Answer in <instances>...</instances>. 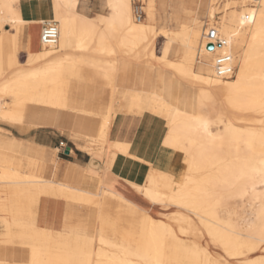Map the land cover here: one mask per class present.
Segmentation results:
<instances>
[{
	"label": "bare ground",
	"instance_id": "6f19581e",
	"mask_svg": "<svg viewBox=\"0 0 264 264\" xmlns=\"http://www.w3.org/2000/svg\"><path fill=\"white\" fill-rule=\"evenodd\" d=\"M50 1L58 43L45 45L37 36L41 49L33 51V26L43 21L23 18L22 0H0V31L9 27L4 36L26 50L24 62L16 51L14 60L0 65V78L11 68L9 95L15 100L8 104L0 97V120L18 125L33 116L38 126L53 124L58 113H65L67 65L109 76L111 103L106 118L78 116L99 121L94 136L77 134L85 140L79 148L93 157L81 187L74 186L80 177L75 168L65 169L70 182L55 181L45 173L51 165L55 177L57 161L43 163L0 149V264H264V0L254 5L250 0H205L209 21L220 24L213 27L226 42L213 50L202 45L206 29L200 32L197 18L193 26L184 24L175 32L134 22L131 0H108L113 13L98 21L75 12L79 0ZM147 10L154 20V0ZM75 24L78 47L70 53ZM100 24L104 29L98 32ZM160 35L167 40L158 57L153 44ZM149 47L151 59L175 72H169L170 81L185 78L194 89L181 107L158 92L149 96L168 126L159 167L150 170L143 184L123 186L111 170L118 153L129 155V145L110 140L113 101L118 83L127 86L128 62L142 60L141 52ZM175 48L179 61L168 59ZM219 54L231 56L234 77H215ZM41 61V67H33ZM147 64L151 72V62ZM244 122L245 127L237 124ZM139 197L149 205H140ZM50 199L86 206L100 230L93 225L87 236H79L43 228L39 205ZM119 222L124 223L120 234ZM13 249L26 252L27 262L2 260Z\"/></svg>",
	"mask_w": 264,
	"mask_h": 264
},
{
	"label": "crops",
	"instance_id": "0c3cea01",
	"mask_svg": "<svg viewBox=\"0 0 264 264\" xmlns=\"http://www.w3.org/2000/svg\"><path fill=\"white\" fill-rule=\"evenodd\" d=\"M154 1L156 4V12L154 20L151 23L156 26L158 20L165 17L162 15V12L166 8H171L172 16L176 19L179 26V29L176 31H179L184 24L192 22L194 18L200 20L198 12L201 9L203 13H206L205 0ZM181 2L184 3L182 4ZM26 4L34 5V8L26 10L23 7ZM51 6L52 3L50 0H26L25 2H21L22 16L28 21H47L53 18ZM75 12L88 20L98 21L102 18L109 19L113 10L109 8L108 0H79ZM74 28H77L76 24L71 29L70 34L72 37L71 49L72 46L75 47L74 49L78 47L79 33L77 37H73ZM103 29L104 25H100L98 32H101ZM78 31L80 32V30ZM7 41L6 36L2 35L0 37L2 49L7 45ZM97 52H100V50ZM7 62L9 61L0 62V65ZM128 63L131 70L129 72L127 86L122 85L119 80V88L123 90H118L117 92L121 91L124 93V90H130L129 92L134 95L117 96L116 92L113 101L110 140L112 142L128 144L129 155L118 153L111 173L116 179L122 182L132 181L136 184H143L151 170L150 164L154 163L157 159L166 136V133H162L163 127L161 120L154 118L153 115L165 117L155 110L149 96L152 93L158 92L165 99H169L170 103L177 104L180 107L183 106L186 97L173 94L177 89V83L175 82V78L171 81L169 80V73L160 71L161 73L158 74L159 71L155 72L153 68L151 72L146 69L143 73H137L135 68L137 64L132 62ZM66 67L68 71L65 74V78L68 81V86L65 113H58L53 124L43 126H38L37 119H33V116L30 120H25L24 123L18 125L0 121V139L2 143H0V148L4 146V148H10L12 153H22L25 158L43 163H51L54 161L52 151L61 150L60 146L73 145L78 150L73 151L71 149L68 155L65 154L69 159L63 160L66 165H60L57 175L64 177L65 182H70L71 179L64 173L65 169L75 168L76 173L80 177L74 181V186L80 187L82 185L81 177L86 172L88 165H90L91 157L88 154H82L83 151L79 146L83 145L85 140L77 134L94 136L99 121L78 116L84 115L94 118H106L111 103L113 88L110 84L111 78L101 75L94 69L71 65H67ZM154 77L162 80L163 84L161 88H154ZM98 80L103 85V92L110 90L107 97L108 102H104L103 100L106 99L98 95ZM123 109L128 114L117 115L118 113H122ZM146 111H149L153 115L144 113ZM3 152L5 154V150ZM102 167L104 168L103 162L100 163V168ZM39 206L41 213L45 214V222L43 223L45 227L42 225L43 228L51 229L54 232L70 233L72 231H80L86 226V214L89 209L85 206L68 203L61 199H50L46 202H41ZM13 255H15L16 259L21 258L23 260L21 263H25L28 260L27 253L24 251H17L16 253L15 249H13L11 252L5 253L6 257H12Z\"/></svg>",
	"mask_w": 264,
	"mask_h": 264
},
{
	"label": "rangeland",
	"instance_id": "374dc122",
	"mask_svg": "<svg viewBox=\"0 0 264 264\" xmlns=\"http://www.w3.org/2000/svg\"><path fill=\"white\" fill-rule=\"evenodd\" d=\"M26 0H22V2H25ZM149 1L150 0H131V6H132V11H133V20H134V22H136L135 21V15H134V10H135V7H137V6H139L141 9H142V11H143V21H142V23H145V24H148V23H151V20L148 18L149 17V15H148V10H147V7H148V3H149ZM157 2L159 1V0H156ZM23 6V5H22ZM221 6H222V4H218L217 5V7L219 8V10H221L220 8H221ZM26 10H31V8H34V5H30V4H26V5H24L23 6ZM162 15L163 16H165L164 18H161V19H159L158 20V22H157V24H156V28L157 29H167V30H169V31H175L176 32V30H178L179 29V26H178V24H177V22H176V19L172 16V10H171V8H166L163 12H162ZM198 15H199V17H200V24L197 26V28L200 30V32L201 33H203V30H204V28L205 29H207V28H210V27H213L214 25L215 26H217L218 27V25H219V27H220V24L218 23V22H215L214 24L213 23H211L210 21H209V18H208V15H207V13H203V10L201 9L199 12H198ZM50 21L51 20H53V18L52 19H49ZM49 20H47V21H49ZM55 21V20H54ZM100 25H103V24H100ZM100 25H98V27H97V31H98V29H99V26ZM210 25V26H209ZM41 26H42V24H40V25H35V26H33V32H34V34H33V36H34V38H35V41H34V47H33V51H39L41 48H39V38L38 37H40V34H41ZM189 26H193V21L192 22H190L189 23ZM5 29H7V30H10V28L9 27H6V28H4V29H2L1 31H0V37L2 36V35H5L6 34V32H5ZM181 30V29H180ZM78 33H79V31H78V29L77 28H74L73 29V37H77L78 36ZM38 36V37H37ZM37 39V40H36ZM166 40H167V38L166 37H164L163 35H160V36H158V38L156 39V41H155V43L153 44V48L155 49V54H156V56H158V57H160V56H162V49H163V46L165 45V43H166ZM7 43V45L4 47V49H2L1 48V45H0V62H3V61H12V60H14V54H13V52L14 51H18V53H19V56H20V60H21V62H24L25 61V58H26V50L22 47V46H12V44H11V41L9 40V41H7L6 42ZM75 47L74 46H72V49H69L68 50V52H70V53H75L76 52V50L74 49ZM178 48L179 49H182V47H181V45H179L178 46ZM39 49V50H38ZM150 50H151V47H149V49L147 50V51H145L146 53H144V52H141V54H142V56H144L143 54H145V56L143 57V59L142 60H140V61H129V62H132V63H135V64H137L136 66H135V68H136V72L137 73H143L146 69H148V64H147V61H149V62H151V65H152V68H153V70L156 72V71H161V72H166V73H175L171 68H169V67H167L166 65H165V62L164 61H162V60H159V59H151L150 58ZM177 49L175 48V49H173L172 51H171V53L169 54V56H168V59L169 60H172V61H179V57H178V55H177V51H176ZM87 54H89V55H95V57H97L98 59H100V60H110L109 58H108V56H105V55H102V54H100V53H97V54H93L91 51H88L87 52ZM100 54V55H99ZM100 57H102V58H100ZM104 58V59H103ZM107 58V59H106ZM111 60H112V58H111ZM144 62H146V63H144ZM43 64V61H41V62H39V63H37V64H35L33 67H41V65ZM11 70V68L9 67L6 71V75L4 76V77H2V78H0V97H2V99L3 100H5V102L6 103H8V104H10V103H12L13 101H15L14 100V98H13V96H11V95H9V85H10V81H9V79H10V77H12V75L10 74V71ZM194 70L195 71H197L198 70V66H197V64L195 65V67H194ZM175 82L177 83V89H176V91L173 93L174 95H176V96H180V97H186V96H188L189 94H191L192 93V91H193V89H194V87H193V85L187 80V79H185V78H181V77H177V78H175ZM98 83H97V86H98V95H100V96H102V97H104L106 100H103L104 102H108V100H107V97H108V95H109V92H110V90H106V91H102V88H103V85H102V83H101V81L100 80H98L97 81ZM190 83V84H189ZM162 84H163V82H162V80L161 79H159V78H156V77H154L153 78V86H154V88H161L162 87ZM192 85V86H191ZM119 88V87H118ZM119 90H123V89H120L119 88ZM125 92L123 93V92H121V91H119V92H117V96H123V95H127V96H133L134 94H132L131 92H129V91H127V90H124ZM191 91V92H190ZM144 113H148V114H151V115H153L152 113H150L149 111H146V112H144ZM119 114H128V112L125 110V109H123L122 110V113H118L117 115H119ZM154 116V118H156V119H159V120H161V122H162V133L164 134V133H167L166 131L168 130V126H166L167 124V122H166V120H165V118H163V117H161V116H157V115H153ZM0 121H2V122H6V123H9V124H12V125H17V124H15L14 122H12V121H4V120H0ZM238 124V126L240 125L241 127L242 126H247L248 124L247 123H237ZM25 144V143H24ZM25 145H28V144H25ZM61 147V150H54V151H52L53 152V154H52V156H53V159L55 160V161H57V163H58V166L60 167V165H66V163L63 161V160H68L69 158H67V156L66 155H68L66 152L68 151V152H70L71 151V149H73V151H77L78 149L75 147V146H73V145H65V146H60ZM1 150H2V152L5 150V154H11L12 153V150L10 149V148H4V146H2L1 148H0ZM162 149V148H161ZM80 151V150H79ZM78 151V152H79ZM112 150H109L108 151V156H109V158L112 156V154H110V152H111ZM161 151V150H160ZM80 152H82V151H80ZM4 153V152H3ZM66 154V155H65ZM72 154H74V152H72ZM76 154L77 155H79V153H77L76 152ZM82 154H86V153H84V152H82ZM159 154H160V152H159ZM159 154H158V156H157V159L155 160V162L154 163H151L150 164V169L152 170V169H156V168H158L159 167V165H158V160H159ZM87 155V154H86ZM111 155V156H110ZM19 156L20 157H23V154L22 153H20L19 154ZM80 157V156H79ZM91 157V163H90V165H88V167L87 168H89V167H93V157L92 156H90ZM59 159H61V160H59ZM20 160H16V162H19ZM105 161H106V159H105ZM3 165V164H2ZM4 166V165H3ZM3 166H1L0 167V171H1V169H2V167ZM49 167V166H48ZM47 167V168H48ZM164 168V170L165 171H170V169L168 170V168L167 167H163ZM50 169V170H49ZM49 169H47L46 170V173H45V177L46 178H48V179H54L55 181H60V182H65V178L64 177H62L61 175H56L55 177L53 176V170H51L52 169V166L50 165V167H49ZM81 169H82V167H81ZM2 170H4V169H2ZM28 170H26V172H27ZM180 171H181V168L178 170V172L180 173ZM48 173V174H47ZM50 173V174H49ZM179 173L177 174V178L179 179V177H180V175H179ZM119 183L121 184V185H123V186H125V183L124 182H122V181H120L119 180ZM121 185H119V188L118 189H120L121 191L123 190L120 186ZM82 186V185H81ZM80 186V187H81ZM114 192H118V190L116 189V190H113ZM123 192H124V194L127 196V197H129L130 196V193H128V191H126V190H123ZM138 203L140 204V205H142V206H148L149 204L147 203V202H145V201H143L140 197H139V199H138ZM230 203H234V202H230ZM81 205V204H80ZM86 207V206H85ZM239 211V213L241 214V216H242V218H244V217H246V215H245V209L244 208H239L238 209ZM91 214V212H89V210H88V212H87V214H86V226H85V228H83V229H81L80 231H77V232H75V231H72V232H70V234H73V235H83V236H87L88 235V229L90 228V226H93L94 225V218H91L92 216L90 215ZM15 215H17V214H13V217L15 216ZM156 217H159V214L158 215H156ZM78 218V217H77ZM15 219H17L16 217H15ZM91 220V221H90ZM98 224V223H97ZM95 225H96V223H95ZM94 225V226H95ZM117 232L120 234V233H122V230H123V226L122 225H124V223L123 222H119V223H117ZM88 228V229H87ZM100 228H101V226L99 225V226H95V229H98V230H100ZM53 233L56 235L57 234V232H54L53 231ZM15 246H17V247H19V245H15ZM2 260H4V261H7V262H12V263H16V262H23V260H21V258H17L16 259V257H15V255H13L12 257H6V256H4L3 258H2ZM242 263H243V261H242Z\"/></svg>",
	"mask_w": 264,
	"mask_h": 264
},
{
	"label": "built area",
	"instance_id": "2783aa9c",
	"mask_svg": "<svg viewBox=\"0 0 264 264\" xmlns=\"http://www.w3.org/2000/svg\"><path fill=\"white\" fill-rule=\"evenodd\" d=\"M252 5L257 3L259 0H250ZM135 21L142 22L143 21V11L137 6L134 10ZM40 40L42 44L50 45L57 44L59 40V25L54 20L43 21L41 26V34ZM202 45L205 46L206 49L210 45H212L215 49L216 46L223 47L225 45V39L221 37L218 30L215 27L207 28L204 32L202 39ZM213 70L215 73V77L219 79H228L232 78L235 75V67L232 62V58L229 54H219L216 56Z\"/></svg>",
	"mask_w": 264,
	"mask_h": 264
},
{
	"label": "water",
	"instance_id": "95a60500",
	"mask_svg": "<svg viewBox=\"0 0 264 264\" xmlns=\"http://www.w3.org/2000/svg\"><path fill=\"white\" fill-rule=\"evenodd\" d=\"M208 49H209V50H213V49H214V47H213L212 45H210V46L208 47ZM66 153H67V154H69V152H68V151H67Z\"/></svg>",
	"mask_w": 264,
	"mask_h": 264
}]
</instances>
